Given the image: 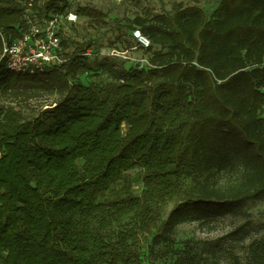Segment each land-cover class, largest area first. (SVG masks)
Wrapping results in <instances>:
<instances>
[{
  "label": "trees",
  "instance_id": "obj_1",
  "mask_svg": "<svg viewBox=\"0 0 264 264\" xmlns=\"http://www.w3.org/2000/svg\"><path fill=\"white\" fill-rule=\"evenodd\" d=\"M28 1L0 0V95L39 104L33 116L0 109V264H142L145 245L172 242L179 225L264 201V0L136 18L152 43L148 69L92 60L94 48L69 37V60L35 74L7 68L3 39L34 10L72 9ZM76 13L105 25L94 8ZM99 71L111 81L82 83ZM249 258L264 264V239Z\"/></svg>",
  "mask_w": 264,
  "mask_h": 264
},
{
  "label": "rangeland",
  "instance_id": "obj_2",
  "mask_svg": "<svg viewBox=\"0 0 264 264\" xmlns=\"http://www.w3.org/2000/svg\"><path fill=\"white\" fill-rule=\"evenodd\" d=\"M71 9L76 12L80 7H91L105 14V25L100 26L88 18L80 16L74 30L67 34L74 42L90 44L94 49L92 60L111 56L116 49L119 52L128 51L125 57H117L129 68L139 65L149 68L152 52L136 46L132 38L133 21L136 18H152L158 15H168L180 8L199 7L210 15L221 0H70ZM126 46L131 48L126 49ZM153 50H159L153 46ZM84 85L91 83L110 82L111 78L102 72L85 75L81 78ZM36 103V102H35ZM25 103L13 97L0 95V109L9 105L17 106L26 114L33 116L32 107L39 104ZM31 106V107H30ZM124 131L126 127L123 126ZM134 178V190L137 195L143 189L139 178V170H131ZM173 204L165 211L169 214ZM130 221L126 218L123 224ZM264 239V201L252 205L240 216H226L209 224L189 221L179 225L173 234V241L153 245L149 241L144 248L142 264H174L179 257L195 258L197 264H251L249 246L254 241Z\"/></svg>",
  "mask_w": 264,
  "mask_h": 264
},
{
  "label": "built area",
  "instance_id": "obj_3",
  "mask_svg": "<svg viewBox=\"0 0 264 264\" xmlns=\"http://www.w3.org/2000/svg\"><path fill=\"white\" fill-rule=\"evenodd\" d=\"M121 2L123 0H116ZM34 0L28 1L32 8ZM33 19L27 17V29L15 39H3V54L6 66L16 73L44 72L59 67L69 60L71 47L67 30L76 26L80 15L73 10L60 13L56 11H33ZM132 38L138 48L148 49L151 40L140 29L132 31ZM128 51L119 52L114 49L110 57H125ZM84 55L93 57V49H88Z\"/></svg>",
  "mask_w": 264,
  "mask_h": 264
},
{
  "label": "water",
  "instance_id": "obj_4",
  "mask_svg": "<svg viewBox=\"0 0 264 264\" xmlns=\"http://www.w3.org/2000/svg\"><path fill=\"white\" fill-rule=\"evenodd\" d=\"M137 67H139V65H137Z\"/></svg>",
  "mask_w": 264,
  "mask_h": 264
}]
</instances>
